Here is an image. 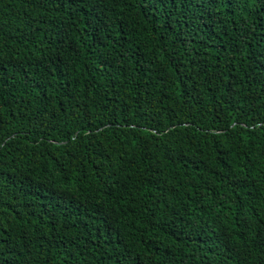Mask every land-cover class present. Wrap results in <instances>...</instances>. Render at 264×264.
Segmentation results:
<instances>
[{
  "label": "trees",
  "instance_id": "1",
  "mask_svg": "<svg viewBox=\"0 0 264 264\" xmlns=\"http://www.w3.org/2000/svg\"><path fill=\"white\" fill-rule=\"evenodd\" d=\"M0 264H264V0H0Z\"/></svg>",
  "mask_w": 264,
  "mask_h": 264
}]
</instances>
